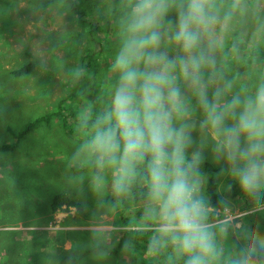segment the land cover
<instances>
[{
	"label": "rangeland",
	"instance_id": "rangeland-1",
	"mask_svg": "<svg viewBox=\"0 0 264 264\" xmlns=\"http://www.w3.org/2000/svg\"><path fill=\"white\" fill-rule=\"evenodd\" d=\"M64 2L0 0V142L7 137L8 124L50 114L48 122L40 123L27 135L29 138L21 154L10 153L8 166L2 164L0 158V264H102L101 259L93 262L103 254L113 264V250L119 245L133 243L132 239L126 242L129 230L152 228L162 234L159 218L150 212L154 207L151 200L130 206L132 216H136L131 217L127 224L121 223L120 208L111 209L105 205V197L112 193V170H104V187L97 190L92 183V177L98 173L94 157L82 155L73 160L81 144L90 137L91 122L108 106L118 82L117 74L111 70L121 46V31L119 27L116 29L114 19L123 12L128 15L129 0H77L84 15L94 18L101 26L108 25L109 32L105 39H101L104 46H100L101 51L92 60L93 65L97 63L94 75L83 71L80 101L72 105L80 110L71 124L79 131L76 136L65 132L62 118L58 115L59 100L67 90L65 81L69 79L70 86L73 84L69 66H78L92 46L79 36V32L87 34L88 25L82 28V22H75ZM222 2L233 3V0H219ZM239 9H235L226 27H217L220 46L215 51V71L233 82V93L252 94L264 82V0H257L255 10L249 14H241ZM169 15L174 16L175 13ZM164 49L168 53L169 49L173 51L169 55L179 53L177 47ZM27 64L33 66L29 75H12L13 71ZM205 76H208L207 71ZM180 87L192 112L190 122L195 125L193 145L187 150V159L192 158L193 152H201L202 162L215 170L211 175L216 177L217 193L227 192L233 185L239 186L231 175L222 171L226 165L213 151L215 141L211 134L199 129L203 114L196 97L183 81ZM211 91L210 87L209 94ZM5 102H13L14 105L11 107L12 104L8 106ZM89 105V124L80 127V113ZM22 106L28 112L22 114ZM74 112L64 110L62 113L70 116ZM174 122L177 125L181 123L178 119ZM74 166L81 171L74 172ZM197 176L200 179L199 195L203 197L208 174ZM256 190L259 198L249 204V211L259 212L264 217V186ZM59 194L68 196L79 207L63 206L52 213L50 206ZM240 202L241 197L224 199V209H217L216 221L208 223L217 243L226 234L227 250L233 240H239L238 236L252 238L258 234L257 224L249 221L248 225L244 224L243 217L248 212L241 211ZM242 245L244 242L238 241V246ZM133 246L136 245L133 243ZM118 249L122 250L121 247ZM222 251L221 248L219 252ZM239 251L227 253L230 260L222 261L221 255L212 264H232ZM127 252H130L129 248ZM146 253L150 254V251ZM77 256L84 262L79 263L75 259ZM117 256L132 264H140L141 259L146 258L145 253H134L131 257L129 253L118 252L114 258ZM262 256L260 253L258 259Z\"/></svg>",
	"mask_w": 264,
	"mask_h": 264
},
{
	"label": "clouds",
	"instance_id": "clouds-1",
	"mask_svg": "<svg viewBox=\"0 0 264 264\" xmlns=\"http://www.w3.org/2000/svg\"><path fill=\"white\" fill-rule=\"evenodd\" d=\"M129 4L130 12L121 23V46L111 65L118 82L73 160L94 157L98 173L92 183L97 190L104 187V170L111 169L117 196L137 177L138 164L146 162L148 195L154 205L150 212L159 218L162 235L188 256L186 264H212L220 252L206 222L195 172L204 157L195 151L187 159L195 125L180 83L196 97L203 114L199 129L215 141L213 151L226 165L222 171L244 192L264 186V82L252 94L233 93V82L215 71L217 27L228 25L240 0H233L228 10H222L219 0H129ZM172 12L174 16L169 15ZM165 42L179 53L169 55ZM81 119L89 124L90 105ZM252 239L232 264H253L257 251H264V238ZM159 243L154 239L150 247Z\"/></svg>",
	"mask_w": 264,
	"mask_h": 264
},
{
	"label": "trees",
	"instance_id": "trees-1",
	"mask_svg": "<svg viewBox=\"0 0 264 264\" xmlns=\"http://www.w3.org/2000/svg\"><path fill=\"white\" fill-rule=\"evenodd\" d=\"M256 1L257 0H251V1L241 0L240 2L241 8L240 9L237 8V10L239 9L240 10L239 13L241 14L242 12H244L245 14H249L250 12H253L255 10ZM64 3L68 6L69 8L68 12L70 13V15H72V18L75 22L76 20L82 22L83 23L82 25H84L82 26V28H85L86 24L88 25L87 34H85V32H79V36L84 41H86V43L88 42V44L92 46L91 49L89 48L87 49V51L90 50L88 56L87 57L83 56L80 59L78 66L76 65L69 66V72H70L69 75H71L70 77H73L72 79L73 84L70 86L69 79L65 81L66 84L64 85L67 90L64 94H62V96H60V100H59L60 114L58 113V115L62 118L65 132L69 136H76L79 134V131L73 129L71 124L73 123L74 115H76V112H79L80 110L78 107L74 109L72 105L73 103L80 101V94L82 90L81 85L83 84V78H84L83 71H87V74H90L91 76L94 75L95 72L94 68L97 63L93 65L92 60H95L96 54L99 51H101L100 46H104L101 42V39L102 38L105 39V37L109 32V29H108V25H106L105 27L101 26L99 22H96L94 18L91 19V17L90 18L86 17V15H84L85 12L83 13L77 0H65ZM231 5H232L231 2L220 3L222 10H228L231 7ZM125 11H129V10L125 9ZM124 16L125 17L127 16L126 12H123L121 16L116 17L114 19L115 21L114 25H116L117 27L116 29H118L119 27L120 31H121V23L123 21ZM72 18L71 17L68 18L69 22H71ZM120 31H118L116 35H118ZM170 47H176V46L173 44H169L167 42H165L163 45V48H170ZM169 51H170L169 54L173 53L172 50L169 49ZM32 68H33L32 65L29 64L23 65L19 69L13 71L12 75H14L15 77L29 75V73H31V71L33 70ZM5 104L8 106L9 104H12L11 107H13L14 105L13 102H5ZM66 106H68L69 108ZM64 110H69L71 112L75 111V112L72 113L70 116L69 115L64 116L62 113ZM21 111L23 114L24 112H28V109L22 106ZM49 115L37 117L34 120L33 119L31 120V118H23L21 122H19L18 124L7 125V137L0 142V158L2 164H5V166H8L10 164V153L21 154L25 150V143L29 138V136L27 135L40 123L48 122ZM81 115L82 114L80 113V116ZM82 126H84L83 121L80 127ZM90 163L92 164V162ZM73 170L76 173L81 171L80 168L79 170H76V166L73 167ZM96 170H97L96 168L93 169V171L95 172ZM213 171H215L214 168L211 167L210 164L206 162H200L195 169L197 175H202L204 173L208 174L207 185L205 188V195L202 197L204 202L206 222L211 223L213 221H216L215 218L216 210L224 209V204H223L224 199L235 200L237 199V197L238 198L241 197L239 208L243 212H248L243 217L244 224L248 225L249 222L257 224L256 225V228L258 229L257 236L260 238H264V217L260 216L259 212L249 211L250 210L249 204L259 198L258 191L255 190L251 193H247L242 191L239 186L233 185L231 189H229L227 192L219 194L216 192V177L211 175ZM137 172H138L137 177L132 181L130 187L125 193L117 196L112 191V193L108 194L105 197V205L107 207L111 209H116L118 207L120 208V215H121L120 222L124 224H127L130 221L131 217L136 216V214H133L132 216V211L129 209L130 206L142 204L150 200L148 195V182L146 179L147 176L146 162L140 163L137 166ZM63 206L67 208L79 207L78 204L68 196L64 194H59L56 195L55 198L53 199L50 208L53 213L55 211L60 210ZM128 232L130 233V236H128L126 242H128L129 239L130 240L132 239L131 241L136 246L134 247L133 243H128L129 244L128 246L119 245L117 248H115V250H113V264H132L130 262H126L125 260H122L121 258L119 259L118 256L115 259L114 255L117 254L118 252H123V254L124 252L129 253L131 257L134 253H145L146 258L141 259L140 264H186L188 256L178 250V246L171 241L169 236H164L152 228L151 229L134 228L132 230H129ZM225 237L226 234H224V237L220 238V242L218 243L214 240L217 249L219 251L221 248L223 249V251L219 255V256L223 255V257L221 258L222 261L225 259L228 260L231 259L230 255H227V253H229L230 251H238L242 247H248L252 245L254 242L252 238H248L245 235H240L238 236L239 240H233V244L229 246L230 249L227 250L228 246L227 244H225L224 241ZM154 239H159L161 243H159L156 247H150ZM238 241L241 242L243 241L244 246L243 245L241 247L238 246ZM119 247H121L122 250L118 249ZM128 248L130 249V252H127ZM15 249L16 248H14V250ZM147 250L150 251V254L146 253ZM16 252L20 253L21 255H25L23 252H20L17 249ZM260 253L263 254V256L259 257L258 259V255ZM63 258L64 257H62L61 259ZM75 259H78L79 263L84 262V260L79 256L75 257ZM98 259H101L102 264H112L104 254L97 257L93 263H96V260ZM253 261H256L253 264H264V251L258 250L256 255L253 257Z\"/></svg>",
	"mask_w": 264,
	"mask_h": 264
}]
</instances>
